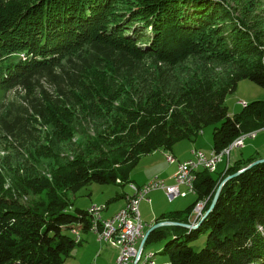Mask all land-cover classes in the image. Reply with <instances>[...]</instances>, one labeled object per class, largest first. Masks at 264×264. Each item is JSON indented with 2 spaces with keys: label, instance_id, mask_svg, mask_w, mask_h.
Here are the masks:
<instances>
[{
  "label": "trees",
  "instance_id": "16d2710c",
  "mask_svg": "<svg viewBox=\"0 0 264 264\" xmlns=\"http://www.w3.org/2000/svg\"><path fill=\"white\" fill-rule=\"evenodd\" d=\"M242 79L264 87V0H0V137L26 143L23 165L87 137L98 162L82 151L50 168L52 181L72 168L61 184L74 195L91 183H136L130 173L144 155L172 151L211 124L212 151L239 138L244 146L264 128V100L230 115L226 98ZM261 158L197 171L194 202L156 219L197 227L161 226L144 248L166 240L160 253L171 264H264V162L248 168ZM40 179L5 187L0 167V264H63L76 232L92 230L88 208ZM37 187L49 197L23 200ZM200 201L202 215L191 219ZM201 234L206 245L195 250Z\"/></svg>",
  "mask_w": 264,
  "mask_h": 264
},
{
  "label": "rangeland",
  "instance_id": "374dc122",
  "mask_svg": "<svg viewBox=\"0 0 264 264\" xmlns=\"http://www.w3.org/2000/svg\"><path fill=\"white\" fill-rule=\"evenodd\" d=\"M237 2L235 3V5L238 4ZM9 93L10 96H13L15 94L14 91H10ZM255 100H264V87L249 79H242L239 82L236 91L228 94L226 98V105L228 106L229 114L234 116L240 113L244 109L245 103L248 104ZM216 125L217 124H211L206 126L203 130V133H201L195 140L179 141L173 149L176 160L188 156L189 150L194 146L201 148V150H203L205 153L211 151V149L213 148V131ZM35 128L42 131V125L40 124H37V127ZM33 132L35 134L34 136H32L33 142H35L36 138H38L40 143V139H42V136L40 135L41 133L39 134L36 130H33ZM63 137H65V135H63ZM53 140L54 143L57 142L55 139ZM241 140L243 143V139ZM25 144L26 143H18L12 137H9V139L3 136L0 137V167L2 168L3 176L7 178L5 187L11 186V184H9L11 181H24V178L30 180L35 176L42 178L40 179L41 184H46L49 178L50 182L48 183V186H50L52 189L57 190L60 194L66 196L71 201L75 198V207L83 209L89 208L92 204L97 206L104 204L107 208L106 203H108V201L110 202L113 197H116L118 195L119 199L117 201L119 202L117 203H121L122 198L119 197V194L132 193L129 185L126 184L91 183L79 190L75 195L71 194L66 185L61 184L62 174H71L72 168L67 167L65 168V171L56 176L58 180H56L55 178L52 181V178H50V168L55 165L57 168V165L60 166L61 164H64L65 160L72 159L79 152L84 151L86 153L85 157L88 160L92 162H98V160L100 159L99 151L97 152L92 149L88 138H84V135L80 136L79 134H75V136L70 140H62L61 143L56 146V151L53 152L51 156L50 153L42 151V155L37 156L34 163H30L29 165L22 164V160L27 161L28 159L25 155L27 151L23 152V147ZM39 153L41 154V151ZM169 154V152H166L164 150H157L153 153L144 155L141 158L139 164L131 170V178H133L134 181L138 184L143 183L149 178L153 179V177L155 178L156 176L164 175V172L166 170H173L175 168V164L170 163V161L168 160L167 156ZM218 154H221L218 155V158L220 159L218 164L219 166H221L220 170L223 169L224 166L228 163L229 158L231 163H233L234 160L238 158L249 159L256 156L264 157V128L259 130L257 136L247 138L245 140L244 146L243 144L234 145L233 147L229 148V151H223ZM93 167H95V165ZM32 170H37L38 174L40 175H33L32 173L36 172H33ZM151 179H149L147 182H149ZM31 192L32 195L25 196L23 200H29V198L35 199L38 197H49V188L46 187H37L35 189V192L33 190H31ZM195 197L196 196L194 194L190 193L186 197H179L174 200H170L163 189H155L151 191L148 194V198L144 199L140 204V212L143 221H152L153 218L155 219L159 217L161 214L160 211H163L164 209H167L165 211H184L194 202ZM117 203L113 201L111 203V206L114 205L113 207H116L115 205H117ZM106 208L104 209V211L106 210ZM155 211L158 212L157 215H155ZM197 216L199 215L197 214ZM197 218L198 217H196L195 220ZM148 229L149 228H146L145 231H147ZM87 234L88 232L80 233L79 242H81L82 236L85 237ZM206 241L207 235L201 234L197 238L191 240L190 245L195 250H199L206 245ZM165 242L166 240L154 241L145 246V252L157 253V264H171L168 256L160 253L165 245ZM139 243H141V241ZM94 246H96L97 251L100 247V244H97V241L96 243L94 242L89 248L91 252L95 251Z\"/></svg>",
  "mask_w": 264,
  "mask_h": 264
},
{
  "label": "built area",
  "instance_id": "2783aa9c",
  "mask_svg": "<svg viewBox=\"0 0 264 264\" xmlns=\"http://www.w3.org/2000/svg\"><path fill=\"white\" fill-rule=\"evenodd\" d=\"M218 155L221 154L215 151L207 154L202 150L194 149L192 157L179 161L172 183H167L165 179L156 176L142 185L129 184L132 193L127 194L124 206L108 218H104L102 214L106 205L93 206L92 204L88 208L89 213L93 216L94 233L100 240L107 241L119 249L113 264H139L143 262L148 253L145 252L144 246L139 251V242L145 234L140 202L147 199L151 191L159 188L165 191L170 200L186 197L190 193L194 194L197 171L202 168L214 171L220 160ZM167 158L171 163L176 162V158L171 154ZM204 205L205 201L198 202L190 218L194 219L196 214H202ZM155 264H157L156 261Z\"/></svg>",
  "mask_w": 264,
  "mask_h": 264
},
{
  "label": "crops",
  "instance_id": "0c3cea01",
  "mask_svg": "<svg viewBox=\"0 0 264 264\" xmlns=\"http://www.w3.org/2000/svg\"><path fill=\"white\" fill-rule=\"evenodd\" d=\"M173 149H172V151H166V152H169L170 154L175 155L173 152ZM194 149H201V148H198L196 146L192 147L189 150L188 156H185V158H182V159L179 158L177 160V162L173 163V164H175V168L173 170H166L164 172V175H159V177L160 178L162 177L163 179H165V181L167 183H172L173 182V175L176 172L177 167H178V161H183V160H186V159L192 157V151ZM211 151H212V149H211ZM211 151H209L208 154H210ZM149 179H151V178H149ZM148 180L144 181L143 183H138V184H144ZM125 195H127V193H123L121 203H117V202H119V201H117L119 199L118 196L113 197L110 204L106 203L108 205H107L106 210L103 211V217L104 218L112 216L115 212H117L125 204V202H126V196ZM113 201L117 203V205H115L116 207H113L114 205L111 206V203ZM141 202H140V204H141ZM165 210H167V209L160 211L161 214L163 212H167ZM157 214H158V212L155 211V215H157ZM156 219L157 218H155V219L153 218V220L150 222L143 221V222H145L144 223L145 224L144 231L146 230V228H150L152 225H154L156 223ZM86 232H88V234L85 237L82 236V240L78 244L79 246H76L71 251L70 256L67 258V260L63 264H113L115 259L118 256V253H119L118 247L112 245L111 243H109L107 241L100 240L99 237L97 236V234L94 233V231H92V230H88ZM96 241H97V244L98 243L100 244V247L96 251L97 248H96V246H94L95 251L91 252V250L89 248L94 242L96 243Z\"/></svg>",
  "mask_w": 264,
  "mask_h": 264
},
{
  "label": "water",
  "instance_id": "95a60500",
  "mask_svg": "<svg viewBox=\"0 0 264 264\" xmlns=\"http://www.w3.org/2000/svg\"><path fill=\"white\" fill-rule=\"evenodd\" d=\"M263 162H264V158H261V159L255 160V161H253V162L248 166V168L251 167V166H253V165H256V164H259V163H263ZM244 170H245V169H242V170H240V171H238V172H236V173H234V174H232V175L227 176V177L224 179V181L221 183V185L219 186V188H218V190H217V192H216V194H215V197H214V199H213V201H212V204L210 205V207H209V209L206 211V213L203 215L202 220H203L205 217H207V215H208V214L214 209V207H215V205H216V203H217V200H218V198H219V195H220V192H221V190H222V187H223L224 183H225L228 179L233 178V177H235V176L241 174ZM202 220H201V221H202ZM166 225H178V226H183V227H186V228H196V227H197V225H191V224H186V223H181V222H172V221H164V222H158V223H155L154 225H152V226H151V227L145 232L144 237H143V239L141 240V243H140V245H139V251L143 248V246H144V244H145L147 238L149 237L150 233H151L154 229L159 228V227H161V226H166Z\"/></svg>",
  "mask_w": 264,
  "mask_h": 264
},
{
  "label": "bare ground",
  "instance_id": "6f19581e",
  "mask_svg": "<svg viewBox=\"0 0 264 264\" xmlns=\"http://www.w3.org/2000/svg\"><path fill=\"white\" fill-rule=\"evenodd\" d=\"M245 138V137H244ZM242 138H239L238 140H236L234 143H233V145L234 144H242V140H241ZM237 142V143H236ZM231 147H233V146H231ZM227 151H229V150H227ZM93 206H97V205H93ZM204 214V213H203ZM199 216L201 215V214H198ZM199 216H197V214H196V217H199ZM92 231H94V223H93V226H92ZM80 233H78V232H76V235H77V240H80L79 238H80V235H79ZM155 257H154V254L153 253H150V252H148L147 253V255L144 257V259H143V262H141V263H139V264H155Z\"/></svg>",
  "mask_w": 264,
  "mask_h": 264
}]
</instances>
